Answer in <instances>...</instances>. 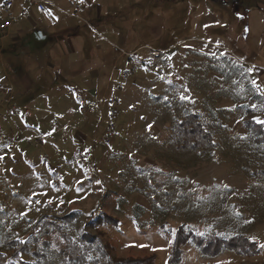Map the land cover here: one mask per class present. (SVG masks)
<instances>
[{
	"label": "rangeland",
	"instance_id": "374dc122",
	"mask_svg": "<svg viewBox=\"0 0 264 264\" xmlns=\"http://www.w3.org/2000/svg\"><path fill=\"white\" fill-rule=\"evenodd\" d=\"M48 1L85 48L62 37L48 62L52 44L22 34L27 72L0 55V264H73L69 241L102 213L114 256L169 264L184 225L197 241L176 264H264V164L244 129L264 120V0ZM19 5L43 12L17 1L22 31Z\"/></svg>",
	"mask_w": 264,
	"mask_h": 264
},
{
	"label": "trees",
	"instance_id": "16d2710c",
	"mask_svg": "<svg viewBox=\"0 0 264 264\" xmlns=\"http://www.w3.org/2000/svg\"><path fill=\"white\" fill-rule=\"evenodd\" d=\"M249 10L250 8H248V11ZM193 119H195L194 124ZM190 124L191 126L194 125L192 126L194 130L198 132L200 138L202 137L200 142L208 140L210 133L206 132L202 124L198 122L197 115L191 116ZM244 129L246 130L247 139L253 143L252 154L256 155L254 156L255 160L264 164V125L257 124L252 118H247L244 123ZM77 216V212H72L71 214L64 217L62 221L64 220L65 223H69ZM89 218L90 222L88 221L84 225L80 239L78 238L76 242L69 241L70 243L68 245L71 251L70 261H72L73 264H157L156 257L153 254L140 257L114 256V247L108 242H102L104 235L103 233H100V228L104 225L116 224L117 219L105 213H102L96 217L91 215L88 217V219ZM89 225L95 228L97 235L90 234L87 229ZM184 230L185 227L183 225L180 229H178V232L174 238L172 250L169 256V264H176L181 261L183 256V246L191 240L194 242L197 241V237L193 234V232H186ZM234 240H236V238ZM245 243L251 247H254L255 245V243L248 241L247 239H245ZM95 253H98L99 255Z\"/></svg>",
	"mask_w": 264,
	"mask_h": 264
},
{
	"label": "crops",
	"instance_id": "0c3cea01",
	"mask_svg": "<svg viewBox=\"0 0 264 264\" xmlns=\"http://www.w3.org/2000/svg\"><path fill=\"white\" fill-rule=\"evenodd\" d=\"M72 8L75 9L74 3L72 0L68 1ZM1 3V0H0ZM77 6L80 8L79 14H82V8L79 6V1L76 0ZM68 6L66 4H62L63 11H67ZM31 7L20 6L18 8L17 13V20H20L22 24V31L19 30L16 26V20L12 28L10 29L9 35L3 39H0V55L7 54V63H9V68H11L14 72H27V68L24 67L25 59L29 58L31 61H37L39 58L32 57L30 54L21 52L18 53V46L15 44L13 40L19 39L20 35L24 34L27 37V43L24 47L27 49L31 47L32 49L38 48L42 49L44 46L48 45L49 43L52 44V51L49 56L48 62H50L51 55L54 53V50L59 48L60 44L57 42L62 37L66 42H73L76 41L74 47L69 50L70 54L80 53L81 49L85 48L84 40L85 38L82 36L81 26L78 23H71L65 21H61L62 19L56 15V10H59L56 4L50 3L47 8V11L42 13V15H38L34 18V14H32ZM67 9V10H66ZM73 9V11H74ZM65 13V15L69 16ZM75 15V14H74ZM33 17V18H32ZM78 17V16H76ZM80 17V16H79ZM89 17V16H87ZM5 18V16L1 13V5H0V19ZM63 18V17H62ZM90 18V17H89ZM78 19V18H77ZM24 25V27H23ZM16 27V28H15ZM10 39L9 45L5 46L2 41ZM73 40V41H72ZM56 45V46H55ZM87 52V51H86ZM68 53L64 54V57L70 56L67 55ZM25 61V62H24ZM28 64V62H26ZM19 84L25 89L32 88L33 83L30 81L29 76H25L21 74L19 76Z\"/></svg>",
	"mask_w": 264,
	"mask_h": 264
},
{
	"label": "built area",
	"instance_id": "2783aa9c",
	"mask_svg": "<svg viewBox=\"0 0 264 264\" xmlns=\"http://www.w3.org/2000/svg\"><path fill=\"white\" fill-rule=\"evenodd\" d=\"M19 0H1V13L5 16V18L0 19V39L5 38L9 35L10 29L14 23V15L13 8L16 2ZM33 6H35L38 11L46 12L50 2L48 0H23ZM75 6V14L78 15L80 12V8L77 6L76 0H72ZM156 52V51H155ZM152 66V65H151Z\"/></svg>",
	"mask_w": 264,
	"mask_h": 264
},
{
	"label": "snow or ice",
	"instance_id": "6c2138e0",
	"mask_svg": "<svg viewBox=\"0 0 264 264\" xmlns=\"http://www.w3.org/2000/svg\"><path fill=\"white\" fill-rule=\"evenodd\" d=\"M79 2L84 3V0H79ZM249 71H251V70H249ZM252 83H253V86L256 88L257 91H262L261 86L258 84V82L256 80H253ZM181 98L183 99V97H181ZM256 123L264 125V120H260L257 118ZM0 158H2V157H0ZM253 242L255 243L256 241L253 240ZM141 247H144V245H141ZM259 247L264 249V243L259 244Z\"/></svg>",
	"mask_w": 264,
	"mask_h": 264
}]
</instances>
